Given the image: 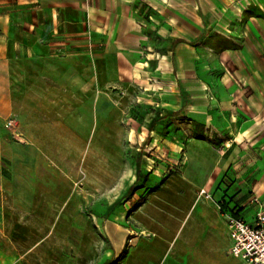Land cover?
<instances>
[{"label": "rangeland", "instance_id": "374dc122", "mask_svg": "<svg viewBox=\"0 0 264 264\" xmlns=\"http://www.w3.org/2000/svg\"><path fill=\"white\" fill-rule=\"evenodd\" d=\"M252 1L247 9L242 0H128L148 61L130 80L112 78L105 57L96 75L84 40L54 67L15 58L18 102L0 113V264H99L135 242L121 232L144 196L139 213L149 234L128 264H189L188 239L191 247L204 240L193 232L200 209L186 219L192 194L200 207L222 214L223 202L260 222L264 0ZM57 118L78 136H35ZM138 158L150 181L129 201Z\"/></svg>", "mask_w": 264, "mask_h": 264}, {"label": "crops", "instance_id": "0c3cea01", "mask_svg": "<svg viewBox=\"0 0 264 264\" xmlns=\"http://www.w3.org/2000/svg\"><path fill=\"white\" fill-rule=\"evenodd\" d=\"M242 1L248 4L247 9L253 2L252 0ZM127 2L128 0H107L106 3L102 0H91L90 3L81 0L77 3H68V0H0V113L5 106H12L18 102L15 73L19 67L14 65L15 58H22L26 62L33 63L47 62L54 67L67 55L79 54L68 49V46L76 41L84 40L85 45H89V50L92 52L89 65L96 71V75L101 71L99 57L111 59L106 64V72L112 78L118 75L119 78L130 80L137 74L145 73L148 61L147 58H140L142 57L140 47L136 44L139 38L138 27L135 25V20L130 17ZM262 4L264 7V1ZM46 7L51 8L50 18L45 12ZM61 73L65 74L66 69H63ZM58 82L54 86L60 88L64 82ZM112 82L107 83L110 85L113 84ZM90 84L97 87L98 83L92 80ZM52 86L50 84V87ZM79 87H82V83H79ZM54 99H49L51 104L58 100ZM202 118L199 121L208 123V117ZM196 120L197 118L193 117L190 121H186L192 124ZM59 121L57 118L50 125L41 124L37 127L35 136L44 137L47 134L46 130L55 131L49 136L60 137L61 130L66 131L71 137L78 136L72 127L64 126ZM56 141H60V138ZM227 163L228 161L223 160V157L219 161L220 165H227ZM158 190H152L150 195L156 194ZM196 195L190 196L193 203L186 219L200 209L193 232H201L204 240L201 243L194 241L191 247L192 240L188 239L187 250L192 249L195 255L190 259L189 264H243L235 260L229 252L232 239L224 214L204 203L200 207L201 198L198 199ZM132 198L127 199L130 201ZM146 202L145 197L141 207ZM141 207L134 212H128V223L124 222L121 232L124 241L131 234H135L131 237V240L135 242L128 246H120L119 253L111 249L112 254L107 255L105 259L112 255L118 257L122 251L126 250V256L118 264H128L132 260L136 248L146 234H149L146 222L144 223L143 216L139 213ZM176 216V213L172 215L170 224L176 221ZM131 221L134 224H131ZM147 224L149 225V222Z\"/></svg>", "mask_w": 264, "mask_h": 264}, {"label": "built area", "instance_id": "2783aa9c", "mask_svg": "<svg viewBox=\"0 0 264 264\" xmlns=\"http://www.w3.org/2000/svg\"><path fill=\"white\" fill-rule=\"evenodd\" d=\"M201 194L210 197V194L205 190H202ZM219 207L226 217L232 239L230 254L243 259L247 264H264V216H262V212L259 211L260 222L255 226L246 218L225 213L221 206Z\"/></svg>", "mask_w": 264, "mask_h": 264}, {"label": "trees", "instance_id": "16d2710c", "mask_svg": "<svg viewBox=\"0 0 264 264\" xmlns=\"http://www.w3.org/2000/svg\"><path fill=\"white\" fill-rule=\"evenodd\" d=\"M138 165H139V168L137 170V178H136V181L135 183L130 187V189L128 190V192L126 193V198L130 199L133 197V195L139 190V189H144V188H147L148 187V183L150 181V171L148 172H142V169H141V165H140V158H138V161H137ZM165 180L163 179V182ZM162 183H157L155 185V188H153L152 190H157V189H160L161 185L163 184ZM145 201V197L141 198L140 199V203H144ZM221 208H222V211L225 212V213H230V214H233L235 216H241L243 218H245L244 215H242L240 212H238L237 210H235L234 208L232 207H228V205H225L223 202H221ZM126 256V250H124L118 257H115L114 255H112L111 257L103 260L101 263L99 264H118L120 261H122V259Z\"/></svg>", "mask_w": 264, "mask_h": 264}]
</instances>
